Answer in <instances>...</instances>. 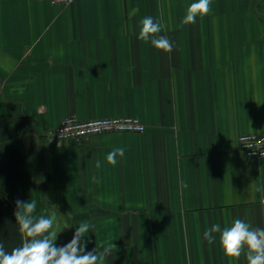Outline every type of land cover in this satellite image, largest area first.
I'll return each instance as SVG.
<instances>
[{
	"label": "crops",
	"instance_id": "crops-1",
	"mask_svg": "<svg viewBox=\"0 0 264 264\" xmlns=\"http://www.w3.org/2000/svg\"><path fill=\"white\" fill-rule=\"evenodd\" d=\"M194 2L0 0L6 251L23 243L15 201L36 199L37 214L58 205L57 245L85 220L86 251L114 242L106 264H247L204 231L236 219L264 228V156L237 142L264 132V0H211L207 16L182 25ZM146 16L163 25L171 53L138 39ZM70 114L133 116L145 130L49 143ZM119 147L123 158L108 164Z\"/></svg>",
	"mask_w": 264,
	"mask_h": 264
},
{
	"label": "clouds",
	"instance_id": "clouds-1",
	"mask_svg": "<svg viewBox=\"0 0 264 264\" xmlns=\"http://www.w3.org/2000/svg\"><path fill=\"white\" fill-rule=\"evenodd\" d=\"M211 0H195L187 7L186 14L181 21L182 25L194 24L197 17L207 16L211 11ZM138 39L150 42L151 45L166 53H171L173 44L171 40L160 35L163 25L154 22L153 17L146 16L140 21ZM3 66L6 71L11 70L12 61L5 58ZM125 149L115 148L106 156L110 165H116L117 157L123 158ZM97 168L101 162L96 161ZM38 201H15L14 216L23 237L22 246L13 248L10 252L0 243V264H106L108 258L113 256L117 247L109 241L102 246H96L86 251L85 237L92 232L94 225L90 221H81L75 228V233L67 244L57 245V227L61 214L58 205H51L47 215L37 214ZM65 228H68L65 225ZM219 233L220 245L225 256L239 258L246 256L247 264H264V228L253 227L242 219H236L231 226L221 231L219 223L213 224L204 231V238L215 242Z\"/></svg>",
	"mask_w": 264,
	"mask_h": 264
},
{
	"label": "built area",
	"instance_id": "built-area-1",
	"mask_svg": "<svg viewBox=\"0 0 264 264\" xmlns=\"http://www.w3.org/2000/svg\"><path fill=\"white\" fill-rule=\"evenodd\" d=\"M52 4L67 5L73 0H47ZM145 124L133 116H104L80 119L74 114L64 116L57 125L48 129L46 138L49 143L70 140L79 143L90 136L111 132L141 133ZM240 151L255 157L264 156V132L243 133L237 137Z\"/></svg>",
	"mask_w": 264,
	"mask_h": 264
}]
</instances>
